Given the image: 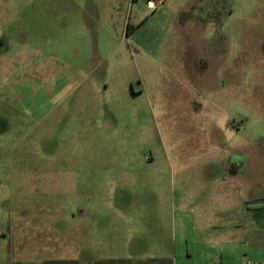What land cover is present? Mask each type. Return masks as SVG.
I'll use <instances>...</instances> for the list:
<instances>
[{"label": "rangeland", "instance_id": "1", "mask_svg": "<svg viewBox=\"0 0 264 264\" xmlns=\"http://www.w3.org/2000/svg\"><path fill=\"white\" fill-rule=\"evenodd\" d=\"M202 123L256 155L261 234L264 0H0V252L188 264L187 190L221 169Z\"/></svg>", "mask_w": 264, "mask_h": 264}, {"label": "crops", "instance_id": "2", "mask_svg": "<svg viewBox=\"0 0 264 264\" xmlns=\"http://www.w3.org/2000/svg\"><path fill=\"white\" fill-rule=\"evenodd\" d=\"M207 45H203L205 51H207ZM223 56V52H216V58L221 59ZM201 64L200 69H203V72L204 70H210L207 61L202 60ZM186 76L192 77L190 72ZM218 77L225 78L227 76L223 74L222 76L218 75ZM228 77L231 76L228 75ZM207 78L204 84L208 85ZM234 82L236 83L235 79ZM239 82L240 80L237 81L239 89L235 86L237 93L241 91ZM199 125L205 131V136L209 135L208 139L202 142V146H207L208 142L210 146L216 145L214 150L218 151L220 155L214 160H218L221 169L208 165L206 169L209 173L207 174V171H204L199 175L202 180L201 186L198 188L190 187L187 190L188 197L186 200L191 204L190 213L193 223L201 229L200 233L195 232L191 237L185 238L186 250L183 256L188 260V264H233V261L236 264H253L252 259L255 261L254 264H264V230L259 234L257 216L252 212L251 207L252 195H256L259 186L255 171L256 166L253 165L256 162V155H252L250 152L243 153L241 144L236 150L233 149V156L223 153L228 143L225 140L222 142L219 138L216 140L213 137V131L210 130L215 129L214 127H209L203 123ZM234 129L232 127L230 130L235 131ZM205 154H207L206 150H204L201 158ZM203 158L208 160L207 156ZM195 161L198 162V159ZM229 213H234L235 217L241 218L243 216L244 225L240 222V224H235L232 220H227ZM230 223L233 227L238 228H236V233H234L235 229H231L232 232L230 233L226 232V226L229 227ZM3 238L4 235L0 233V242ZM190 243H192L193 248ZM259 249H263L262 252H259ZM257 251L259 256L255 255ZM179 257L176 246L172 256L155 254L147 256V258L144 257L145 259L140 261H143L141 263L144 264H177ZM15 258V253H12V251L0 252V264H18ZM111 260L130 259L97 261L92 257L90 260L79 258L75 261L79 264H96Z\"/></svg>", "mask_w": 264, "mask_h": 264}, {"label": "trees", "instance_id": "3", "mask_svg": "<svg viewBox=\"0 0 264 264\" xmlns=\"http://www.w3.org/2000/svg\"><path fill=\"white\" fill-rule=\"evenodd\" d=\"M129 262L128 260H111L108 262H98L96 264H126ZM46 264H79L76 261L70 262V261H50L47 262Z\"/></svg>", "mask_w": 264, "mask_h": 264}, {"label": "built area", "instance_id": "4", "mask_svg": "<svg viewBox=\"0 0 264 264\" xmlns=\"http://www.w3.org/2000/svg\"><path fill=\"white\" fill-rule=\"evenodd\" d=\"M162 0H148V6L154 9L157 5L161 4ZM252 264V263H247Z\"/></svg>", "mask_w": 264, "mask_h": 264}]
</instances>
